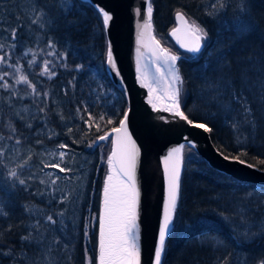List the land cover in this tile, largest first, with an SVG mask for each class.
<instances>
[{"label": "snow or ice", "instance_id": "obj_1", "mask_svg": "<svg viewBox=\"0 0 264 264\" xmlns=\"http://www.w3.org/2000/svg\"><path fill=\"white\" fill-rule=\"evenodd\" d=\"M0 7L3 4L0 3ZM99 20L102 34H106L113 21V15L105 7L101 6L99 0H94L91 6ZM141 8L135 10L137 17H142L137 36V44H143L149 48L150 55L148 64L155 69V75L151 83H145V74L140 67V47H137V79L141 86L148 89L147 103L155 111H163L170 117L160 116L159 119L165 124L183 122L185 125L203 130L206 133L214 131L215 122L227 126L233 132L235 142L241 145L237 155H225L223 151L219 154L224 160H234L241 164L246 161L241 156H247V147L254 143L255 139L264 128V51L247 56L243 63L248 67L241 70L239 77L231 75V68L227 61L229 51L220 50L214 57H210L207 63L200 64L197 57H203L207 45L208 30L200 23L193 21L187 24L186 14L177 10V21L185 20L186 27L172 29L170 35L175 37V43L183 53L173 52L170 46H164L161 39L149 34V40L144 42L145 32L153 26L154 5L152 0H145ZM211 11L205 10V15L213 21L217 17H227L229 11L233 12L235 19L222 20L221 31L230 35L246 37L258 31V26L249 18L251 0H212ZM80 0H28L25 8L26 23L20 22L10 29L3 26L0 21V90L6 95L3 97V107H0V219L5 222L10 219L11 209L16 205L13 197L24 193L27 196L39 195L41 199L49 197L46 204L51 211L38 208L35 204H24L21 207L27 214L30 222H21L24 231L19 235V249L11 240L13 225L7 223L6 227L0 225V258L7 259L9 264H74L73 254L75 252V241L77 224L75 221V210L70 211L69 205H75L85 193L76 187H69L74 181H80L82 177L77 176L78 169L69 166L73 157L69 156L70 145L59 143L55 149H45L40 153L32 149L25 150L23 145L29 137L24 136L23 130L35 137V144L43 145L44 139L53 140L59 136L53 127L52 117H58L63 124L66 118L62 110L50 106L48 90L41 91L37 84L25 71V63L29 69L39 66L38 75L53 80L58 73L57 66L67 69L66 63L71 52L59 51L58 42L49 33L59 31L60 23L68 30L66 35L71 36V30L86 23L82 20L83 12ZM16 19L20 21V17ZM28 29L29 31H24ZM33 33H43L47 36L45 48L28 47L27 44ZM180 33L181 35H178ZM264 35V33H262ZM37 35V39H38ZM184 53L188 54L187 56ZM43 54L46 57L38 65V57ZM103 65L121 86V99L127 104V89L124 87L123 77L114 54L113 46L107 42L103 52ZM193 62L198 65L195 72L201 82L200 100L207 109L206 118L196 121L190 118L186 112L187 105L184 102L185 77L183 76L178 62ZM240 64L241 61H235ZM147 65H145V69ZM83 64H76L75 72H81ZM255 75V79L249 73ZM73 76L68 84L76 87ZM153 84L156 85L153 88ZM159 91L160 95L155 99L166 101L162 109H157L153 102L152 93ZM67 95V90H65ZM110 93L101 85L96 92V100L104 101ZM32 99L35 111H31L28 105L16 107V101ZM55 104V101L52 102ZM119 101L111 105L108 111L102 112L99 120L89 110L90 105L81 101L82 109L77 106L75 112L84 124L86 131L84 136L91 132L93 126L97 133L87 147L95 150H103L106 144L111 145V151L106 157H101V162L106 164V173L103 186L100 191L99 206L96 212H92L91 203H88L87 211L92 214L87 222L83 220L79 229L85 241L91 242V228L96 231V247L94 255L89 254L85 243L83 246L82 264H141L140 246V188L137 183V166L140 156V148L129 131L133 111L130 107L118 108ZM216 111L213 112L212 109ZM114 117H119L115 119ZM174 118V119H173ZM20 127H17V124ZM103 122L104 127L101 126ZM213 125V126H210ZM108 125H115L107 128ZM73 133L72 127H67L66 135ZM43 137V138H42ZM186 143L195 148L194 141L184 137ZM82 141L73 140V144ZM185 144L172 147L162 158L163 178L165 182V194L162 201V215L158 224L156 243L153 249V264H165L168 241L176 231L179 219L178 201L181 191V166L184 161ZM26 151V154H25ZM40 157L39 165L30 166L33 156ZM258 163L264 165V159ZM9 165H14L9 167ZM33 167H39L41 173L47 179L40 178L39 184L44 185L46 190L39 192L30 191L31 181L36 179ZM253 168L255 165L247 164ZM46 169L50 171H45ZM25 170L30 175L25 176ZM59 173H64L60 176ZM71 174V175H70ZM60 181H65V186H60ZM264 192V188H261ZM56 205L64 207L55 208ZM247 209H241L237 216L240 224L237 225L242 231L238 238L225 243L218 240L211 229L203 227L202 222L194 221L186 227L192 238L201 240L216 251L221 248L237 247L241 255L233 259V252L227 255L217 256L214 264H264V250L259 254H249L248 249L257 243L264 241V220L253 224L247 219ZM224 220L229 218L220 214ZM71 216V226L66 219ZM251 242V244H249ZM30 249H35L33 256L28 255Z\"/></svg>", "mask_w": 264, "mask_h": 264}, {"label": "trees", "instance_id": "obj_2", "mask_svg": "<svg viewBox=\"0 0 264 264\" xmlns=\"http://www.w3.org/2000/svg\"><path fill=\"white\" fill-rule=\"evenodd\" d=\"M48 2H51V0H48ZM80 2L82 8L84 9L81 13L80 18L82 20H85L86 23L80 26L78 29H72L70 37L66 35L68 30L64 27L63 21H61L60 23L59 31H55L58 33L57 35L61 39L58 44V50L61 52L69 51L68 46L71 45V52L66 61L69 69H66V71H64V69L62 68L58 70L55 69L58 75L53 79V86L58 90L61 97L65 95V90H67V96L70 92H72V90H75V92L82 94L81 96H76V99L72 104H64L65 108H69L72 105L80 106L82 109V113L86 117L87 113L83 112V104H81V101H84L85 103H88L90 105L89 110L93 113L97 120H99L100 114L102 112L108 111L111 108V105L116 103V101H119V103L116 105L118 108H123L127 105H125L123 99H121L120 91L110 80L109 75L102 63L104 59L103 52L107 43L105 34H102L100 31L99 20L96 16V13L92 10V5L90 3L82 0H80ZM152 2L154 5L153 27L155 35L159 39H161V41L169 39L168 42L174 46V49L171 48L173 52H177V49L179 48L175 45L168 32L174 25V11L179 7H181V9L183 8L182 11L185 12L191 22L196 21L203 25L209 31L213 28V20L205 15L204 8L201 7V0H152ZM254 8V19L257 23L258 31L252 35L242 37V51L239 54H241L242 52L245 53L247 51L251 52L252 50L256 49L255 47L257 45L263 46L264 48V35H262V33H264V0H257ZM255 34L257 36L253 38V35ZM162 44L166 46L164 42H162ZM177 53H179V51ZM239 54H237L236 57H232V55H230L228 56V58L230 60L232 58H234V60H241L242 58H244ZM231 63L234 66L233 60H231ZM76 64H83L84 69L81 72L73 71L72 69H74ZM195 64L196 63L190 61L185 62V60H181L178 62L181 72L185 77V87L190 90L187 99H185L184 101L187 105L185 110L188 114H190V118H193L196 121H200L205 118L199 117L198 115L194 114L191 111L189 105L193 83L192 80L195 79V73L193 70ZM73 76L76 77V80L74 81V83L76 84L75 88H81L80 90L72 89L71 85L68 84V81L72 80ZM101 85H103L104 88L109 91L110 95L104 101H97L96 92L98 89H100ZM83 94L86 95L83 96ZM114 118L117 120L119 119V117ZM56 121H58L59 124L58 118L56 119ZM101 126L104 127L103 122H101ZM113 126L115 125H108L105 130ZM210 126L213 125L210 124ZM99 134L103 133H97L95 131L93 136ZM210 135L215 145L226 155L235 156L238 154L240 147L235 142H233L234 136L229 127L223 126L219 121H216L214 131L210 133ZM90 138L91 134L89 135V139ZM106 147L107 156V154L111 150V145L106 144L103 150H105ZM97 149L98 148H96L95 150L92 149V151L94 152ZM262 149L264 150V147ZM247 152L248 155L241 156V159L253 163L254 165H257L258 167L264 169V165H260L258 163L259 159H264V151L258 152L254 148L248 147ZM183 165L181 191L178 201L179 219L177 220L176 227L177 234L176 236L173 234L168 241L167 255L164 258L165 264H200V259H202V257L206 255L207 257H210V251L205 248H200L196 239L192 237L189 239L177 237V235L180 233L178 227H180L181 229L183 222L187 217H190L192 211L195 210L197 206V198H199V193L203 190V186L205 184L209 182L210 185H215L216 180L222 179L223 177L231 178L228 175H225L224 173L212 168L189 145H186L184 149ZM106 170V164L99 165L97 180L94 183V195H96L94 207L92 209L94 210V212L97 211L99 206L100 191L103 186ZM22 210L23 208H20V206H15L13 209H11L10 219L6 222L3 220L0 223V225H4L5 227L7 223H11L13 225L11 240L16 244V246L19 243V235L24 231L21 222L23 221V223H25L26 221L25 215L23 214ZM96 231L97 230L95 228L92 229L91 242H87L90 255L95 254L94 249L96 247ZM78 249L79 250H76V254L78 256L76 259V264H81L82 258L80 256V244L78 246ZM261 250H264V241H260L258 239L257 243L251 245V247L248 249V253L259 254Z\"/></svg>", "mask_w": 264, "mask_h": 264}, {"label": "rangeland", "instance_id": "obj_3", "mask_svg": "<svg viewBox=\"0 0 264 264\" xmlns=\"http://www.w3.org/2000/svg\"><path fill=\"white\" fill-rule=\"evenodd\" d=\"M211 2L212 0H203V3H204L203 6L205 10L207 9L211 11V8H210ZM235 2L236 0H233V3ZM0 3L3 4V7H0V21H3V26H6L10 29L11 27L16 26L20 22L26 23L25 8L27 7L28 0H0ZM17 16L20 17V21L16 19ZM249 18L255 24H257L254 18H251V16ZM227 19H235L234 13L229 11L227 17H224V18L217 17L216 24H217V27L219 28V31H221L222 20H227ZM24 31H29V30L25 29ZM37 35L39 37L38 39H37ZM256 36H257L256 34L253 35V38H255ZM46 39H47V36H45L43 33H39V34L33 33L32 38L29 40L27 46L36 48V50L39 52L40 48H45ZM168 41L169 39L162 40V42H164L166 46L171 45V48L174 49V46ZM255 48L258 51L256 54H258V53H261L260 50L263 48V46L257 45ZM45 50L47 49L45 48ZM220 50H224V49L222 47V43L217 41L215 44L212 45V48L207 53V55L203 56L202 58L201 57L198 58L199 63L200 64L207 63L210 57H214L216 52ZM45 58L50 59V57H46L43 54H41L38 57V65ZM231 60L228 58V61H227L228 65L231 63ZM237 61H241L242 63L240 64L235 63V66H241L242 69L244 66H248L247 64L243 63L244 61L243 58L241 60L237 59ZM24 63H25V71L29 74V78L34 83L37 84L38 89L41 91L48 90L50 92V97H49L50 106L57 108V110H62L63 115L66 118V123L62 124L59 121V124H58V121H56L58 117L53 116L52 117L53 127L56 132L60 133V135L55 137L53 140H47L45 138L43 145L35 144V140H34L35 137H30L29 133L26 130H23L24 136L29 137V140L25 141L23 148L25 150L32 149L34 152L40 153L44 151L45 149L49 151L55 149V146L59 143H66L70 145L71 147L69 156L73 157L72 162L69 164V166L78 169V171L76 172V175L82 177L80 181H74L71 185H68L69 187H76L78 185L79 188L83 190V192L85 193L84 195L80 197L79 201L75 205L68 206L70 211L72 209L75 210V221L78 226L77 231H76L75 252L73 254L74 264H76V259L78 257L76 254V250H79L78 249L79 244L81 245V253H80L81 258L83 256V246L85 243L87 244V241L84 240L82 233L79 229V225L81 224L82 220L86 223L88 217L92 214L91 212L87 211V207H88L89 202L91 203V209H93L94 207L95 196H96L94 195L95 193L94 183L97 180L99 165L103 164L101 162V157L102 156L106 157L107 147L105 150L98 148L94 152L92 151V149H89L86 145L94 137L93 134L96 131L95 126L93 130H91V132H88L87 136H84L83 132L86 131V128L84 124L80 121V119L78 118L75 112V109L77 106L72 105L69 108H65L64 106V104H69V103L72 104L74 100L76 99V96H81L82 94H79L75 92V90H72V92H70L68 96L63 95L61 97L58 90L55 89L53 86V80H48L46 77H42L38 75V72L40 70L39 66H35L29 69L27 67L26 62ZM197 67L198 65L195 66L194 70ZM229 67L231 68L230 65ZM60 68L62 67L57 66L56 70ZM62 69L66 71L65 68H62ZM67 69H69V67ZM249 74L250 76H252L253 79H255V75L253 73L250 72ZM231 75L233 76L232 70H231ZM192 82H193L192 88H191L192 93H191V100H190L191 109L198 116H206L205 114L207 112V109L205 108L203 101L200 100V89L202 88V85L198 78V74H197V77L192 80ZM72 89L80 90L81 88H72ZM189 91L190 90H188L185 87V95L183 97L184 101L185 99H187ZM5 95L6 94L3 93L2 90H0V107L4 106L3 97ZM85 95L86 94H83V96ZM53 101H55V104L52 103ZM15 104L17 108H20L23 105H28L31 111H35V106L32 104L31 98L26 99L23 102L16 101ZM212 111L215 112L216 109L213 108ZM81 114L84 115L82 112ZM17 127H20L19 122L17 124ZM67 127L73 128L72 134L70 135L65 134ZM90 134H91V138L89 139ZM73 140L82 141V142L78 144H73L72 143ZM254 144L258 148H261L264 146V128L260 130V133L255 139ZM25 154H26V151H25ZM199 156L203 159L201 155ZM39 159L40 157H37L34 155L33 160L30 162V166L39 165ZM11 166H14V165H9V167ZM33 170L36 172V179L30 182L31 183L30 191L39 192L41 190H46L44 185L39 184V179L40 178L47 179V177L43 176V173L40 172L39 167H33ZM45 171H50V170L46 169ZM30 174H31L30 172L25 170V176L30 175ZM59 175L64 176L65 174L59 173ZM229 177L231 178L216 180L215 183L219 184V186L210 185L209 182L203 186V190L199 193V198H197V201H196L197 206L195 210L192 211L190 217H187L186 220L183 222L181 229L180 227H178V230L180 233L177 235V237L179 238L181 237L183 239L191 238L189 229L186 226L190 225L194 221H200L202 222L203 227L212 230L213 234L216 236L218 240H222L225 243H228L234 238H238L239 232L242 231L241 228L237 227V225L240 224V219L237 216V213L242 208L248 210L246 213L247 219L253 224H258L260 221L264 220V192H261V188H264V186L257 185L255 183H250V182L249 183L242 182L240 180H237L235 177L233 179L232 176H229ZM59 183L61 187H64L66 182L60 181ZM24 199H27V200H24ZM47 199H49V197H45L44 199H41L39 195L29 197L24 193H20L13 197L15 205L20 206V208H22L21 206L24 204H35L38 208H43L48 211H51L52 209H49L46 204ZM62 207L64 206L63 205L55 206L57 210ZM92 212H94V210H92ZM221 213H224V215L227 216L229 219L224 220L220 215ZM23 214L25 215V218H26L25 223L30 222L27 214L24 212ZM1 221L3 220L0 219V223ZM66 223H68L69 226H71V216L68 219H66ZM92 229L93 228L90 229L91 232H92ZM176 234H177V231L174 232L175 236ZM197 243L199 244L200 248H205L208 251H210V257H207V255L202 257V259H200V264H214L215 257L227 255L228 252H233L234 254L233 259H236L241 255L238 246L237 247L229 246L226 250L224 248H221L219 251H216L213 248L209 247L207 244H202L201 240H197ZM16 247L17 249H19V243ZM34 254H35V249H30L28 251L29 256H33ZM0 264H9V262L7 259H0ZM81 264H82V260H81Z\"/></svg>", "mask_w": 264, "mask_h": 264}, {"label": "water", "instance_id": "obj_4", "mask_svg": "<svg viewBox=\"0 0 264 264\" xmlns=\"http://www.w3.org/2000/svg\"><path fill=\"white\" fill-rule=\"evenodd\" d=\"M93 5L94 0H82ZM145 0H99L101 6L110 11L113 15L111 26L105 34L106 43L111 42L118 67L123 77L124 87L127 89V107H130L134 113L130 122L129 131L133 139L136 140L137 146L140 148L139 162L137 166V183L140 188V207H139V223H140V246H141V264H153V249L157 238L158 224L162 215V201L165 194V182L163 178L162 158L172 147H178L184 143V137L194 141L196 147L193 148L199 155L207 161L214 169L221 171L229 176L235 177L237 180L247 183H255L264 186V170L247 167L234 160H224L219 151L213 145L210 133H206L200 129H194L185 125L182 121L173 124H165L159 119L160 116L170 117L169 113L163 111H155L152 106L147 103L148 89L141 86V81L137 79V47H140V67L145 74L144 82L151 83L155 75V69L148 64L150 55L149 48L143 44H137V36L141 31L138 26L142 17L135 15L137 8H142ZM187 24L192 22L185 16ZM185 20L177 21L176 13L174 14L175 25L170 28L168 34L175 43V37L170 35L174 28L186 27ZM149 34L155 35L154 27L145 32L144 42L149 40ZM178 35H181L178 33ZM158 39V38H157ZM176 44V43H175ZM177 45V44H176ZM178 46V45H177ZM179 47V46H178ZM180 49V48H179ZM183 50V49H182ZM145 65L147 68L145 69ZM112 83L121 93V86L113 74L107 70ZM156 85L153 84V88ZM160 95L159 91L152 93L153 102L157 109H162L166 101L155 99ZM171 118V117H170ZM174 119V118H173ZM164 126L170 134L162 133L166 136L168 145L160 146L157 141L164 140L165 136H156L153 132H149L146 126L147 122ZM155 122L157 124H155ZM160 128V127H159ZM161 129V128H160ZM170 129V130H169ZM162 130V129H161ZM111 151V150H110ZM184 153V152H183ZM183 172V164L181 166V176Z\"/></svg>", "mask_w": 264, "mask_h": 264}, {"label": "bare ground", "instance_id": "obj_5", "mask_svg": "<svg viewBox=\"0 0 264 264\" xmlns=\"http://www.w3.org/2000/svg\"><path fill=\"white\" fill-rule=\"evenodd\" d=\"M256 2H257V0H251V10H250V16H251V18H255V5H256ZM203 0H201V7L202 8H204V6H203ZM177 10H183V8L181 9V7H179L178 9H176L175 11H174V14L177 12ZM184 12V11H183ZM204 12H205V9H204ZM185 13V12H184ZM173 14V15H174ZM173 20H174V16H173ZM255 20V19H254ZM174 25H175V22H174ZM173 25V26H174ZM257 25V24H256ZM172 26V27H173ZM171 27V28H172ZM58 33L57 32H52V33H50V34H48V35H50L53 39H55L57 42H58V44H59V42H60V38H59V36L57 35ZM158 38V37H157ZM159 39V38H158ZM218 41V42H220V43H222V47H223V49L225 50V51H229L230 52V54H229V56L230 55H232V57H236V55L237 54H239L241 51H242V41H243V38L241 37V36H239V35H230V34H227V33H224V32H222V31H219V28L217 27V24H216V20L215 21H213V28H212V30H208V39H207V41L205 42L206 43V45H207V48H206V51H205V53H204V55L203 56H205V55H207V53L211 50V48H212V45L213 44H215L216 42ZM176 45V44H175ZM177 46V45H176ZM178 47V46H177ZM179 48V47H178ZM180 52L179 53H183L184 52V50H182V49H178ZM261 52L262 51H264V48H262L261 50H260ZM259 51V52H260ZM258 51H257V49H254V50H252L251 52L249 51H247V52H242L241 54H239L240 56H242V57H244L243 59L245 60V58L247 57V56H250V55H252V54H256ZM184 55L185 56H187L188 54H186V53H184ZM199 57H197V59H198ZM232 60H233V62H234V66H233V64L232 63H230L229 65L231 66V70H232V74H233V76L234 77H239V74H240V71L241 70H243V69H245V68H247L248 66H244L243 67V69H242V67L241 66H235V60H234V58H232ZM237 61V60H236ZM197 64H195V66H196ZM195 66H194V68H195ZM194 70V69H193ZM194 73H195V76H194V78H196L197 77V73L195 72V70H194ZM192 93V92H191ZM190 100H191V94H190ZM189 105H190V109H191V103H189ZM191 111L194 113V114H196L192 109H191ZM197 115V114H196ZM199 117H204V118H206V116H199ZM147 122V121H146ZM152 123V122H151ZM151 123H149V122H147L146 123V126H147V129H148V131L149 132H153L155 135L157 134V136L155 137L156 138V141H157V139L159 138V135H162L163 133H162V131H164L167 135L168 134H170L169 133V131L168 130H165L164 129V126H160V125H158L156 122H155V124H157V125H154V124H151ZM162 129H160V128ZM170 130V129H169ZM232 132V131H231ZM233 133V132H232ZM164 135V134H163ZM162 135V136H163ZM165 136V135H164ZM234 136V135H233ZM210 137H211V135H210ZM167 139L168 138H166V136H165V139L164 140H159V141H157L158 143H159V145L160 146H167L168 145V141H167ZM211 140H212V143H213V145L216 147V149L217 150H219V151H221L216 145H215V143L213 142V139H212V137H211ZM233 142H235V138L233 139ZM236 143V142H235ZM237 144V143H236ZM238 145V144H237ZM239 147H241V145H238ZM248 147H252V148H254L256 151H264L262 148L264 147H261V148H258L254 143H250L249 144V146ZM247 147V148H248ZM196 151V150H195ZM197 152V151H196ZM225 154V153H224ZM183 155H184V153H183ZM226 155V154H225ZM247 162V161H246ZM248 163H250V162H248ZM250 164H253V163H250ZM254 165V164H253ZM184 166V165H183ZM257 168H259V169H261V170H264V169H262V168H260V167H258L257 165H255ZM219 172H221V171H219ZM183 173V172H182ZM223 173V172H222ZM225 174V173H224ZM225 175H227V174H225ZM229 176V175H228ZM181 178H182V176H181ZM222 179H226V177H223ZM222 179H219V180H222ZM234 179V178H233ZM215 186H219V184H215ZM181 238V237H180Z\"/></svg>", "mask_w": 264, "mask_h": 264}]
</instances>
